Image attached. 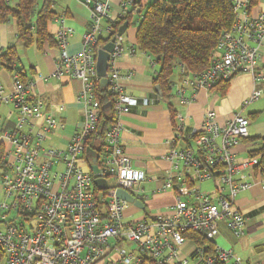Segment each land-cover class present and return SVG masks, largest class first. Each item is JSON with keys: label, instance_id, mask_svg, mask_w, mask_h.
Returning a JSON list of instances; mask_svg holds the SVG:
<instances>
[{"label": "built area", "instance_id": "1", "mask_svg": "<svg viewBox=\"0 0 264 264\" xmlns=\"http://www.w3.org/2000/svg\"><path fill=\"white\" fill-rule=\"evenodd\" d=\"M231 1L237 18L219 39V55L213 57L210 67L200 74L188 72L183 65L177 68L182 81L174 86V92L182 104L191 103L198 91H211L218 83L243 73L255 82L263 79L257 69L264 14L253 18L249 0ZM85 4L91 8V17L82 50L73 56L66 52L72 29L64 26L61 15L57 41L63 51L56 70L50 76L39 75L44 80H80L83 84L78 102L84 109V122L67 148L46 147L63 123L47 109L34 79L24 82L15 74L11 89L0 84V106L11 107L0 118V264H243L230 250L213 242L221 221L235 237L246 235V219L235 200L264 173L260 155L242 160L235 153L250 138L249 118L239 111L220 124L216 112L209 111L200 126L187 128L184 114L175 113V138L168 142L171 168L164 176L163 190L174 191L177 203L169 215L126 218L125 211L132 204L119 199L118 191L140 200L137 191L147 181L146 173L133 167L121 143L122 119L140 101L126 94L121 85V80L132 74H122L115 65L126 50L123 37L115 33L114 22L102 25L109 18L110 0H85ZM103 34L116 41L105 77L113 123L102 134L98 127L103 114L99 97L103 78L98 75L97 63L103 47L96 52L94 47ZM129 53L133 55L134 48ZM262 95L263 91L256 89L243 107ZM91 138L96 151L87 146ZM87 149L96 154L100 177L108 183L105 191L95 187L90 167L87 172L80 167L81 163L93 165ZM207 182L213 183L212 190H203ZM188 233L213 244V250L195 244L190 259H183L182 249L191 241ZM111 240L117 245L115 261L108 259ZM121 243H127L128 248L120 247Z\"/></svg>", "mask_w": 264, "mask_h": 264}, {"label": "crops", "instance_id": "2", "mask_svg": "<svg viewBox=\"0 0 264 264\" xmlns=\"http://www.w3.org/2000/svg\"><path fill=\"white\" fill-rule=\"evenodd\" d=\"M138 1L110 0L109 18L103 21L102 25L106 26L108 22L118 21ZM125 3L126 7H124ZM150 4V0H143V9ZM54 10L58 15L67 13L68 18H65L64 26L71 28L72 32L67 39L66 52L71 56L78 54L83 48V37L90 26L91 8L85 4V0H56ZM249 14L253 18L264 14V0H258L256 5L250 8ZM136 16L134 22L137 20ZM134 22L128 26L122 36L126 50L116 60L115 65L122 74H132L131 78H123L121 85L126 94L140 101L139 106L122 119L124 131L121 143L125 154L132 160L133 167L143 170L147 175L146 183L137 191L144 209L130 205L125 211L126 218L142 220L158 215H169L177 203V195L174 191L163 190L164 176L171 168L167 159L171 149L168 142L175 138V113L184 114L186 127L193 128L202 124L205 114L209 111L216 112L220 124L241 111L250 120L249 140L257 141L241 143L235 150L236 156L245 160L252 154L261 152L260 156L264 157V40L260 46L261 57L257 69L262 75L261 81L255 82L250 74L243 73L231 80L224 95L217 89L200 90L193 101L185 105L174 92V86H180L182 81L179 70H176L177 75L175 78L172 77L173 90L170 100L155 101L154 80L159 67L152 64V58L136 45L138 25ZM61 30L59 18L49 24V32L56 40ZM102 38H107V35L103 34ZM16 40L18 41L16 23L11 21L8 24H0V51L5 52L10 45L16 44L18 54L24 60L23 63L19 58L14 64V74L6 69H0V84L7 90L11 89L15 74L25 80L34 79L36 90L44 99L47 109L63 123V126L54 131L46 147L65 149L84 122V109L78 102L83 84L80 80L39 78V75L50 76L56 70L63 50L49 43H44L41 48L37 45L25 48L20 41L22 45L19 47ZM24 48L27 52H23ZM131 48H134L133 55L129 53ZM218 55L219 51H216L214 57ZM256 89L263 91L262 97L244 108V102ZM187 92L189 95L193 94L190 89H187ZM62 107L64 109L60 111ZM9 110L11 107L1 105L0 118H3ZM263 187L264 173H259L255 185L249 191L240 193L235 200L236 207L246 219V235L241 238L235 237L227 223L221 221L218 224L219 234L213 242L222 249L230 250L234 258L243 264H264ZM139 213L140 216L134 218ZM195 244V241L191 240L183 247V259H190ZM110 246L108 259L115 261L118 259L115 250L117 245L111 240ZM120 247L128 248V244L121 243ZM227 264H234V261Z\"/></svg>", "mask_w": 264, "mask_h": 264}, {"label": "trees", "instance_id": "3", "mask_svg": "<svg viewBox=\"0 0 264 264\" xmlns=\"http://www.w3.org/2000/svg\"><path fill=\"white\" fill-rule=\"evenodd\" d=\"M142 1L134 3L131 10L114 22L113 29L116 33L125 23L132 25L134 16L137 15L134 22L138 25L136 45L159 67L154 80V98L168 102L173 90L174 71L183 65L188 72H205L217 51L219 39L231 30L237 14L231 0H150L151 4L145 9ZM257 1L249 0V11ZM55 3L56 0H0V24L15 22L18 41L25 48L33 45L41 48L44 43L59 46L58 41L49 32V24L61 17L54 10ZM64 17L68 18L67 13ZM112 38L113 36L99 38L94 51L107 45ZM17 61L18 52L15 45H10L5 52H0V69L14 74V64ZM21 80L27 81L23 78ZM230 82L231 80L220 82L212 90L217 89L224 95ZM157 86L161 96L156 90ZM99 90L103 114L98 128L103 134L113 123V116L111 110L104 109L111 103L108 89L100 86ZM170 109L172 110L171 106ZM249 139L243 142L257 141ZM87 146L96 151L93 138L88 141ZM260 153L252 154L251 157L261 155ZM86 160L89 161L87 156ZM262 161L264 162L263 156ZM186 236L200 247H205L207 251L213 250V244L201 236L195 233H188Z\"/></svg>", "mask_w": 264, "mask_h": 264}, {"label": "water", "instance_id": "4", "mask_svg": "<svg viewBox=\"0 0 264 264\" xmlns=\"http://www.w3.org/2000/svg\"><path fill=\"white\" fill-rule=\"evenodd\" d=\"M128 29V23H125L123 26L120 27L119 32H118V36L122 37L126 30ZM115 41L116 39H112V41L110 43H108L107 45H105L103 47V49L101 51H99L98 53V63H97V70H98V75L103 78V80L101 81V86L103 88H106L108 86V82L105 79L106 74L108 72V63L110 60V55L111 53L114 52L115 49ZM156 90L159 92L160 96H161V92L159 91V87H156ZM111 108V104H108L104 107L105 110H110ZM86 154L88 157L93 159V165L90 166V170L92 171L93 175L95 176V181H94V185L95 187L100 190V191H105L108 189V183L105 179L100 177V169L97 165V159H96V154L94 151H92L91 149H87L86 150ZM118 198L121 200H124L140 209H144V205L143 203L136 199L132 194L128 193L127 191H124L122 189H120L118 191Z\"/></svg>", "mask_w": 264, "mask_h": 264}, {"label": "rangeland", "instance_id": "5", "mask_svg": "<svg viewBox=\"0 0 264 264\" xmlns=\"http://www.w3.org/2000/svg\"><path fill=\"white\" fill-rule=\"evenodd\" d=\"M16 43H18L17 45L19 46V47H21V43L19 42V41H17L16 40ZM16 45V44H15ZM24 50L25 51H23V52H27V49H25L24 48ZM18 52V51H17ZM20 58V55L18 54V59ZM21 59V58H20ZM22 60V59H21ZM22 62L24 63V60H22ZM18 67L20 68L21 67V64L19 63L18 64ZM176 70H178V69H176ZM174 71V74H173V78H175V76L177 75V71ZM80 167L83 169V171H85V172H87V171H89V166H88V164L87 163H81L80 164ZM202 188H203V190H212L213 189V183L212 182H207V183H205V184H203L202 185ZM140 216V213H139V215H136L134 218H137V217H139Z\"/></svg>", "mask_w": 264, "mask_h": 264}]
</instances>
